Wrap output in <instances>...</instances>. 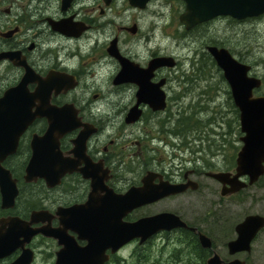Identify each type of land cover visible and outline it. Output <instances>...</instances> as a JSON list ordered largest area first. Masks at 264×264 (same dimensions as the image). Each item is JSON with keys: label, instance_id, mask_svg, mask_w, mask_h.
<instances>
[{"label": "flooded vegetation", "instance_id": "flooded-vegetation-1", "mask_svg": "<svg viewBox=\"0 0 264 264\" xmlns=\"http://www.w3.org/2000/svg\"><path fill=\"white\" fill-rule=\"evenodd\" d=\"M172 1L184 10V0ZM141 2L0 0V221H29L41 212L43 219L32 228H61L58 211L89 199L92 180L81 171L105 175L100 197L106 191L123 195L141 187L151 173L153 184L182 190L133 209L123 221L171 212L186 227L161 230L143 244L135 239L117 251L107 248L101 264H130L133 252L124 255L123 249L131 243L137 244L146 264H264V223L254 220L264 218V173L251 184L247 175L235 178L243 135L239 113L238 121H190V70L181 68L174 52L164 50L157 32L162 27L158 0L138 5ZM214 23L264 27V12L244 19L219 16L184 30V36ZM218 44L226 48V36ZM229 51L250 65V75L262 86L258 58L246 62L240 52ZM163 56L172 58L173 66L146 71L153 59ZM127 61L131 68L143 69L138 71L141 77L121 76ZM141 81L154 96H163V108L154 110L139 100ZM260 87L253 96H264ZM64 107L77 123L65 133L51 127L64 121ZM135 107L138 118L127 121ZM202 127L206 136L197 133ZM78 137L83 138L76 152ZM35 156L44 158L45 165H36L41 162ZM30 166L49 169L59 178L54 184L44 178L27 181ZM215 174H226L227 182ZM190 180L197 183L196 189L190 188ZM239 181L246 186L228 193ZM153 205L156 211L140 212ZM199 232L209 246L201 244ZM0 233L8 236L10 226ZM67 234L79 247L87 244L74 230ZM36 238L45 241L49 264H56L62 245L41 233L24 246L32 255L29 264L37 260ZM158 240L160 246L150 245ZM22 252L18 245L4 242L0 264H17Z\"/></svg>", "mask_w": 264, "mask_h": 264}, {"label": "water", "instance_id": "water-1", "mask_svg": "<svg viewBox=\"0 0 264 264\" xmlns=\"http://www.w3.org/2000/svg\"><path fill=\"white\" fill-rule=\"evenodd\" d=\"M147 1L142 0L138 5H144ZM184 2L185 10L180 14L179 21L184 24L186 30L218 16L244 19L264 12V0H184ZM134 4L137 3L134 2ZM206 50L216 62L217 67L222 70L233 103L239 112V124L243 135L242 146L237 155L235 178L247 175L251 184L264 173V96L252 95L253 90L261 86V80L250 76L251 67L234 58L226 48L209 45ZM130 64L132 63L128 61L124 63L121 76L141 77L142 74H139L138 71L143 69H133L129 66ZM159 66H173L172 58L166 56L155 58L150 62L146 71L150 72ZM151 92L149 85L141 81L138 92L139 100L148 102L154 110L163 108V96L161 94L154 96ZM144 95L147 99H141ZM62 110L64 112L61 118L64 121H57L58 123L54 122V124L52 122L51 127L52 125L59 126L65 133L74 128L77 123L74 116L69 114V108L64 107ZM138 114L139 111L136 107L133 108L127 116V121L137 119ZM82 138L76 139V152H78V143L82 141ZM35 158L41 162L36 165H45L44 158L37 156ZM28 169L30 170L25 176L27 181L44 178L48 183L54 184L57 182L54 179L59 178L49 169L44 171L43 167L35 168V170L30 166ZM81 173L84 177L92 180L89 199L85 204L73 205L58 211L61 228L52 229L47 226L32 228L30 226L32 223L43 219L41 212L33 213L29 221L20 218L0 221V229L5 225L10 226L8 236L0 233V246L4 245V242L7 244L12 242L23 248L17 264L30 263L31 252L27 248L24 249V246L40 233L56 238L62 245V248L57 252L56 264H101L100 256L107 248L117 251L134 239H137L139 244H143L161 230L186 227V224L171 212L147 215L131 222L123 221V217L133 209L153 203L163 196L180 192L182 189L177 186L155 185L152 183V174L149 173L143 179L141 187H132L123 195L106 191L100 197L98 193L104 190L105 175L95 171H81ZM215 176L219 180L227 182L226 174H215ZM244 186L246 184L239 181L238 185L233 184L228 193L235 192ZM190 188L196 189L197 183L190 180ZM254 220L260 224L264 223L262 217L254 218ZM257 226L260 227L258 223ZM68 229L74 230L79 238L86 239L87 244L79 247L75 240L67 234ZM190 229L196 231L195 228L190 227ZM198 236L203 246L210 245L209 239L203 233L199 232Z\"/></svg>", "mask_w": 264, "mask_h": 264}, {"label": "rangeland", "instance_id": "rangeland-1", "mask_svg": "<svg viewBox=\"0 0 264 264\" xmlns=\"http://www.w3.org/2000/svg\"><path fill=\"white\" fill-rule=\"evenodd\" d=\"M157 5L158 10L162 11V27L157 32L161 33L164 50L172 51L178 56L181 68H188V56H190V121L196 123L208 121V119L210 121H238L237 109L230 96L229 87L220 76L216 62L206 52V45L209 43L218 44L226 36L228 50L240 52L244 58H247L246 62H252L258 58V63H261L259 73H262L264 78V60H262L264 59V27L255 28L252 24H245L240 28H230L224 23H214L201 26L189 36H184V28L178 20L179 14L183 11L180 4L172 0H158ZM150 14L148 12V20ZM154 16L159 19V14ZM229 46L235 47V49ZM231 54L234 55L232 52ZM193 56H196L201 63H199V68L191 70ZM259 92L264 94V83ZM197 133L203 136L207 135L204 127L200 128ZM190 139L193 138L190 137ZM156 210L157 205H153L141 209L140 212ZM161 241L158 240L155 244L150 245L158 247ZM44 242L41 238H36L34 241L37 251L35 264H49L51 261L48 247L43 244ZM136 246V243L127 245L123 249V254L133 252L130 264H146L142 259V252ZM169 248L170 246H168Z\"/></svg>", "mask_w": 264, "mask_h": 264}, {"label": "trees", "instance_id": "trees-1", "mask_svg": "<svg viewBox=\"0 0 264 264\" xmlns=\"http://www.w3.org/2000/svg\"><path fill=\"white\" fill-rule=\"evenodd\" d=\"M198 63H201V61H200V60H198L197 64H198ZM195 67H196V68H199V66H198V65H196ZM236 111H237V110H236Z\"/></svg>", "mask_w": 264, "mask_h": 264}]
</instances>
